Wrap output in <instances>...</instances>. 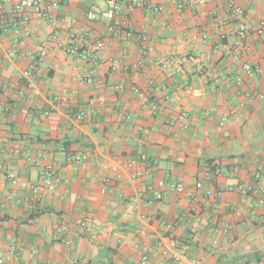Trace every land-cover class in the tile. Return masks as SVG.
I'll return each instance as SVG.
<instances>
[{
  "label": "crops",
  "instance_id": "0c3cea01",
  "mask_svg": "<svg viewBox=\"0 0 264 264\" xmlns=\"http://www.w3.org/2000/svg\"><path fill=\"white\" fill-rule=\"evenodd\" d=\"M228 1L191 8L182 0H136L131 9L125 0L112 22H91L86 14L108 9L106 0H60L48 17L28 12L27 32L10 17L20 0L6 4L0 253L7 264H175L162 253L177 249L206 264L262 262L264 0H231L251 27L241 43L231 14L224 10V39L213 16ZM100 41L97 63L67 53ZM44 49L47 56L34 60ZM35 61L29 88L19 73ZM72 154L87 159L73 165ZM209 162L217 163L215 173ZM49 163L61 184L34 198L30 186ZM197 182L214 195L197 191ZM178 184L195 198L173 192Z\"/></svg>",
  "mask_w": 264,
  "mask_h": 264
},
{
  "label": "built area",
  "instance_id": "2783aa9c",
  "mask_svg": "<svg viewBox=\"0 0 264 264\" xmlns=\"http://www.w3.org/2000/svg\"><path fill=\"white\" fill-rule=\"evenodd\" d=\"M11 0H0V15L3 17V19L7 18V16L10 14L6 10V4L9 3ZM108 3L109 8L106 10H102L98 7L92 8L87 14L86 18L88 21L95 22L97 20H105L107 22H112L116 16V14L122 9L124 1L125 0H106ZM126 1H132L131 2V9L138 6V3L136 0H126ZM145 0H142L144 2ZM185 3V6L188 7H195L198 5H205L208 3L213 2L214 0H182ZM141 5V4H140ZM60 7V0H20V2L17 4L15 8V14L14 11L11 13V21L13 26L19 27L20 25L26 32L28 31V22L29 17H27L28 12H33L37 14L38 16L42 17H48L52 15L56 10H58ZM147 9H150V6L147 7ZM156 11H162L163 7L158 6ZM224 10L227 14H231L233 21L235 22V34L238 37V42L241 43L245 41L249 35L251 34V27L243 21L244 18V10H242L239 6H237L233 1H228L226 8L222 9L220 7H215L213 11V16L217 20L218 28L221 33V39H224L226 37L225 33V27H226V21L224 20ZM14 15L18 17V15H22L23 19L21 21H14ZM112 32L114 31L113 28H109ZM85 32V30H82ZM20 33V30L18 31V34ZM27 34V33H26ZM85 34V33H84ZM259 35L264 34V26L258 30ZM137 38L139 40H146L147 37L144 34H138ZM194 40H197L198 37L194 36ZM203 39H207L206 36L203 37ZM104 43L98 42L96 46L93 49H85L80 51L74 46H69L67 48V53L71 56H79L82 60L90 63H97L101 59L102 51L104 49ZM31 55V54H29ZM11 57L16 56L14 52H11ZM47 56V50L44 49L40 51L34 60L40 61L43 60ZM37 70V62H32L28 69L19 73L20 79H26L29 82V88L34 87V75L36 74ZM244 71L246 73H251V68L249 65L244 66ZM83 80L91 84L93 82V76L89 69L85 70ZM238 81L241 82L242 79L238 78ZM38 93V92H37ZM66 100V99H65ZM156 109V107H155ZM85 118L84 113H81L78 115V119L83 120ZM16 156H19L20 153L16 151ZM87 158L86 156H81L77 154H72L69 156L68 160L73 165L78 164L81 161H85ZM142 160L146 162L147 164H151V161L148 159V157L143 156ZM8 179L11 181L12 185L15 187H20L19 180L14 172H10L8 174ZM61 184V179L57 175L56 169L52 163H49L44 168L41 182L35 185L30 186V191L33 194V197L36 198L40 195L41 191L43 189H46L50 193L56 192L57 187ZM195 189L197 191H204L205 195L207 197H211L214 195L212 186L210 184H205V182H197L195 185ZM171 190L175 193L182 194L186 196L188 199H194L195 194L193 191L187 190L183 185H173L171 187ZM243 193L246 194L247 190H243ZM158 199H162V195L157 196ZM67 245H71V242H68ZM11 255H17L20 253V247L14 246L11 249ZM163 256L170 257L175 264H206L203 260L198 258H191L185 249H177L172 251H164ZM8 257L4 254L0 253V264H7Z\"/></svg>",
  "mask_w": 264,
  "mask_h": 264
},
{
  "label": "trees",
  "instance_id": "16d2710c",
  "mask_svg": "<svg viewBox=\"0 0 264 264\" xmlns=\"http://www.w3.org/2000/svg\"><path fill=\"white\" fill-rule=\"evenodd\" d=\"M208 167L210 168L211 173H215L218 169V165L215 162H209Z\"/></svg>",
  "mask_w": 264,
  "mask_h": 264
},
{
  "label": "rangeland",
  "instance_id": "374dc122",
  "mask_svg": "<svg viewBox=\"0 0 264 264\" xmlns=\"http://www.w3.org/2000/svg\"><path fill=\"white\" fill-rule=\"evenodd\" d=\"M262 263H264V259L262 260V262L260 261V262H257V264H262Z\"/></svg>",
  "mask_w": 264,
  "mask_h": 264
}]
</instances>
